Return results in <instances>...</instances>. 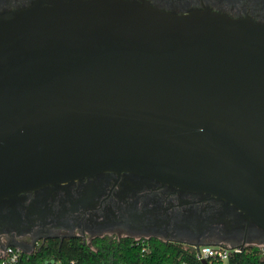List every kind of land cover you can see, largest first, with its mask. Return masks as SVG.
<instances>
[{"label":"water","instance_id":"obj_1","mask_svg":"<svg viewBox=\"0 0 264 264\" xmlns=\"http://www.w3.org/2000/svg\"><path fill=\"white\" fill-rule=\"evenodd\" d=\"M108 173L210 195L264 232V25L123 0L0 15V204Z\"/></svg>","mask_w":264,"mask_h":264},{"label":"flooded vegetation","instance_id":"obj_2","mask_svg":"<svg viewBox=\"0 0 264 264\" xmlns=\"http://www.w3.org/2000/svg\"><path fill=\"white\" fill-rule=\"evenodd\" d=\"M40 1L0 0V15L29 9ZM123 1H145L156 10L176 15L207 9L264 25V0ZM205 217H222L228 224L227 232L187 235L183 225L196 224ZM95 237L167 238L166 243L186 247L264 244V232L247 223L230 205L207 194L142 182L130 174H101L25 193L0 204V242L5 244L34 253L55 241L61 244L78 238L90 242Z\"/></svg>","mask_w":264,"mask_h":264},{"label":"trees","instance_id":"obj_3","mask_svg":"<svg viewBox=\"0 0 264 264\" xmlns=\"http://www.w3.org/2000/svg\"><path fill=\"white\" fill-rule=\"evenodd\" d=\"M192 247L157 238L95 237L48 243L24 257L21 264H198ZM232 264H264V249L248 246L230 257Z\"/></svg>","mask_w":264,"mask_h":264},{"label":"built area","instance_id":"obj_4","mask_svg":"<svg viewBox=\"0 0 264 264\" xmlns=\"http://www.w3.org/2000/svg\"><path fill=\"white\" fill-rule=\"evenodd\" d=\"M195 261L198 264H232L230 257L233 253H239V250H229L226 246H200L192 247ZM262 249V248H261ZM33 254V253H31ZM31 254H25L20 248L8 246L0 242V264H21L24 257Z\"/></svg>","mask_w":264,"mask_h":264},{"label":"rangeland","instance_id":"obj_5","mask_svg":"<svg viewBox=\"0 0 264 264\" xmlns=\"http://www.w3.org/2000/svg\"><path fill=\"white\" fill-rule=\"evenodd\" d=\"M247 246H256V247L264 249V245L263 244L249 243V244H247Z\"/></svg>","mask_w":264,"mask_h":264}]
</instances>
